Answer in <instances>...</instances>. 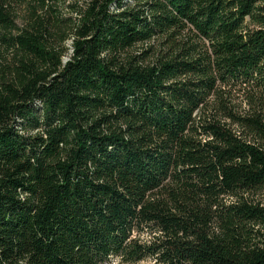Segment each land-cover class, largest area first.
I'll return each mask as SVG.
<instances>
[{"label":"trees","instance_id":"16d2710c","mask_svg":"<svg viewBox=\"0 0 264 264\" xmlns=\"http://www.w3.org/2000/svg\"><path fill=\"white\" fill-rule=\"evenodd\" d=\"M79 2L0 0V264H264V0Z\"/></svg>","mask_w":264,"mask_h":264},{"label":"rangeland","instance_id":"374dc122","mask_svg":"<svg viewBox=\"0 0 264 264\" xmlns=\"http://www.w3.org/2000/svg\"><path fill=\"white\" fill-rule=\"evenodd\" d=\"M86 1H88V0H80V2H79L80 8H83L85 6ZM74 17H77V14H74ZM70 43H71L70 40H68L66 42V45L68 47V52H67L66 56L63 57V61H66L69 58L70 54H71V49H70L71 45H70ZM106 264H126V263H121V262H119L118 258L112 257L111 260L108 263H106ZM133 264H158V263H156L153 258H146V259H144L142 261H139V262H136V263H133Z\"/></svg>","mask_w":264,"mask_h":264}]
</instances>
